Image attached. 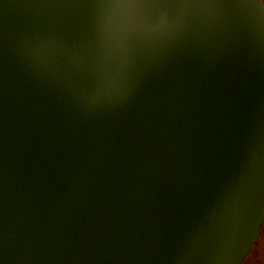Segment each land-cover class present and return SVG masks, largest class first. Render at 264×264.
Returning <instances> with one entry per match:
<instances>
[{
  "label": "water",
  "instance_id": "1",
  "mask_svg": "<svg viewBox=\"0 0 264 264\" xmlns=\"http://www.w3.org/2000/svg\"><path fill=\"white\" fill-rule=\"evenodd\" d=\"M186 15L181 53L131 103L126 84L113 83L115 104L99 110L58 75L73 65L65 41L83 33L88 10L0 0L3 264L245 260L259 239L252 221L264 214V41L221 10ZM249 147L255 168L234 215L210 193Z\"/></svg>",
  "mask_w": 264,
  "mask_h": 264
},
{
  "label": "snow or ice",
  "instance_id": "2",
  "mask_svg": "<svg viewBox=\"0 0 264 264\" xmlns=\"http://www.w3.org/2000/svg\"><path fill=\"white\" fill-rule=\"evenodd\" d=\"M88 10L83 33L65 45L73 65L59 72L62 83L85 106L105 110L114 105L119 93L113 83L122 81L129 89L131 103L147 80L160 67L185 48L191 9H217L228 14L230 22L264 41V0H68ZM87 53L88 62L82 53ZM73 68L78 71L74 73ZM79 77L77 79L76 77ZM95 81L84 88L81 81ZM255 168V156L246 149L237 162L214 180L210 203L227 206L238 215L243 193ZM264 227V214L252 221L251 239H258ZM255 229V232L253 230ZM233 239H247L236 228ZM0 264L3 260L0 259Z\"/></svg>",
  "mask_w": 264,
  "mask_h": 264
},
{
  "label": "flooded vegetation",
  "instance_id": "3",
  "mask_svg": "<svg viewBox=\"0 0 264 264\" xmlns=\"http://www.w3.org/2000/svg\"><path fill=\"white\" fill-rule=\"evenodd\" d=\"M242 264H264V227L261 228L257 243L251 248Z\"/></svg>",
  "mask_w": 264,
  "mask_h": 264
}]
</instances>
